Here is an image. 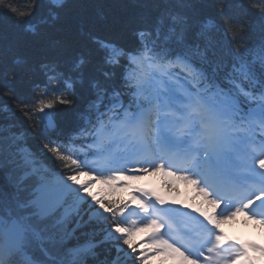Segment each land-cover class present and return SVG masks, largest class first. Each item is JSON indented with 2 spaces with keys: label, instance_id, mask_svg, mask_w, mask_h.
<instances>
[{
  "label": "snow or ice",
  "instance_id": "1",
  "mask_svg": "<svg viewBox=\"0 0 264 264\" xmlns=\"http://www.w3.org/2000/svg\"><path fill=\"white\" fill-rule=\"evenodd\" d=\"M125 6L0 0V264H264V0Z\"/></svg>",
  "mask_w": 264,
  "mask_h": 264
},
{
  "label": "trees",
  "instance_id": "2",
  "mask_svg": "<svg viewBox=\"0 0 264 264\" xmlns=\"http://www.w3.org/2000/svg\"><path fill=\"white\" fill-rule=\"evenodd\" d=\"M18 2L23 7V0ZM69 3L70 15L83 16L97 26L114 25L131 12V8L125 6L129 0H69Z\"/></svg>",
  "mask_w": 264,
  "mask_h": 264
},
{
  "label": "rangeland",
  "instance_id": "3",
  "mask_svg": "<svg viewBox=\"0 0 264 264\" xmlns=\"http://www.w3.org/2000/svg\"><path fill=\"white\" fill-rule=\"evenodd\" d=\"M161 180H162V177L161 176H148V177H145L143 179H141L139 181V183H146L148 185H154L155 187L159 186V184L161 183ZM177 188H178V192L175 193V198L176 199H179L181 201H184V202H189L191 203L192 200H191V196L188 195L189 193H192V195L194 196L195 195V191L193 189H191L190 187L184 185L182 182H178L177 184ZM237 224V223H241V224H237L236 226L238 227V231L240 232V234H246V235H250V231L247 230L244 226V225H248L249 227H253V228H256L257 231H258V234L260 238L264 239V228H262L260 225L256 224L255 222H252V221H248L246 218L244 217H240L238 218V222H228V223H225L223 226H230L232 224ZM234 226V225H233ZM235 226V227H236ZM237 230V229H236ZM248 231V232H247ZM142 235V234H141ZM139 236V240L140 239H143V236Z\"/></svg>",
  "mask_w": 264,
  "mask_h": 264
},
{
  "label": "bare ground",
  "instance_id": "4",
  "mask_svg": "<svg viewBox=\"0 0 264 264\" xmlns=\"http://www.w3.org/2000/svg\"><path fill=\"white\" fill-rule=\"evenodd\" d=\"M82 179H87V178H86V177H82ZM152 185H153V184H152ZM188 195H190L191 197H193L192 193H189ZM237 224H241V223H237ZM237 224L234 223V224H232V225H230V226H226V227H227V229H228L229 231L232 232V230H235L232 226H233V225L236 226ZM243 226H244L247 230L250 231V235L259 236L258 231H257L256 228L249 227L248 225H244V224H243ZM236 229L238 230V227H237V226H236ZM247 232H248V231H247ZM234 233H236V230L234 231Z\"/></svg>",
  "mask_w": 264,
  "mask_h": 264
}]
</instances>
